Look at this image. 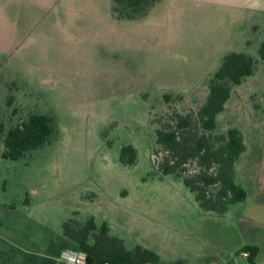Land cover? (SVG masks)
I'll list each match as a JSON object with an SVG mask.
<instances>
[{
  "label": "rangeland",
  "instance_id": "obj_1",
  "mask_svg": "<svg viewBox=\"0 0 264 264\" xmlns=\"http://www.w3.org/2000/svg\"><path fill=\"white\" fill-rule=\"evenodd\" d=\"M222 1L168 3L138 26L81 25L74 38L36 50L27 72L14 61L0 74V264H40L66 220L90 216L127 248L159 256L147 264H252L248 244L261 246L263 262L264 0H251L245 18ZM230 52L251 56L255 69L233 88L213 133L242 134L234 177L246 196L217 214L198 206L182 178L158 172L155 130L173 110L204 104ZM34 113L52 117L49 141L3 157L7 131ZM128 144L132 165L119 160Z\"/></svg>",
  "mask_w": 264,
  "mask_h": 264
},
{
  "label": "trees",
  "instance_id": "obj_2",
  "mask_svg": "<svg viewBox=\"0 0 264 264\" xmlns=\"http://www.w3.org/2000/svg\"><path fill=\"white\" fill-rule=\"evenodd\" d=\"M113 12L118 18L137 19L144 16L157 0H112ZM264 61V41L259 48ZM255 60L242 52L226 54L218 69L209 79V92L204 104L196 111L171 112L155 130L156 169L161 175L182 178L204 212L224 214L229 206L243 200L245 189L235 181L234 165L244 152L245 143L240 131L230 128L214 134L216 117L230 97L233 88L253 74ZM166 100L168 96L165 95ZM10 101V99H9ZM55 132L52 117L30 114L26 121L10 128L3 138L2 156L19 159L33 149L44 146ZM119 160L124 165L137 161V150L132 145L121 148ZM193 165L190 169L189 166ZM70 248L87 253L86 264H146L157 262L159 256L152 250L137 245L131 249L121 238L109 232L108 225H98L94 217L85 220L69 218L62 224V235L57 241H49L47 252L51 257L40 264H57L54 257L61 250ZM248 260L254 262L259 248L245 245ZM27 255L25 260H30Z\"/></svg>",
  "mask_w": 264,
  "mask_h": 264
},
{
  "label": "crops",
  "instance_id": "obj_3",
  "mask_svg": "<svg viewBox=\"0 0 264 264\" xmlns=\"http://www.w3.org/2000/svg\"><path fill=\"white\" fill-rule=\"evenodd\" d=\"M182 1L185 0H157L144 16L122 19L114 14L112 0H0V60L4 61L0 64V74L11 72L14 61H19L22 71L27 72V61L36 57V50L56 43L59 38H74L76 28L81 25L97 27L102 21L110 20L114 25L130 23L138 26L148 22L157 9ZM250 1L222 2L245 18ZM256 246L259 252L252 264H258L256 259L262 252L261 246Z\"/></svg>",
  "mask_w": 264,
  "mask_h": 264
},
{
  "label": "built area",
  "instance_id": "obj_4",
  "mask_svg": "<svg viewBox=\"0 0 264 264\" xmlns=\"http://www.w3.org/2000/svg\"><path fill=\"white\" fill-rule=\"evenodd\" d=\"M245 257L248 256V251L242 253ZM87 253L82 250H74L65 248L54 257L57 264H86Z\"/></svg>",
  "mask_w": 264,
  "mask_h": 264
}]
</instances>
